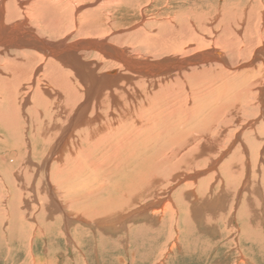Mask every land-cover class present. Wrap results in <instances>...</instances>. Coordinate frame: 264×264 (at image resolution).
I'll return each instance as SVG.
<instances>
[{
    "label": "bare ground",
    "instance_id": "1",
    "mask_svg": "<svg viewBox=\"0 0 264 264\" xmlns=\"http://www.w3.org/2000/svg\"><path fill=\"white\" fill-rule=\"evenodd\" d=\"M79 1L0 0V246L31 248L32 233L56 232L70 263L87 264L84 242L114 243L119 233L123 244L168 217L165 257L178 235L218 230L221 216L226 242L255 244L256 220L264 227V9L218 18L213 7L209 21L187 5L164 18L141 9L121 29L107 8L124 0L84 12ZM25 228L36 232L23 237Z\"/></svg>",
    "mask_w": 264,
    "mask_h": 264
},
{
    "label": "rangeland",
    "instance_id": "2",
    "mask_svg": "<svg viewBox=\"0 0 264 264\" xmlns=\"http://www.w3.org/2000/svg\"><path fill=\"white\" fill-rule=\"evenodd\" d=\"M95 1L97 2L98 0H83L81 2L80 1L76 2L75 4H77V6L81 5V7H80L81 9L79 10V12H84L85 11L84 9L88 10L89 8H91V6L95 4ZM185 1H187V2H184V0H133V1L132 0H126V1L124 0V1L120 2L119 4L112 5L110 9L107 8L108 10H110V16L109 15H107L106 17L103 16V18L105 20L110 19V21L113 23L112 27L122 29L123 27L126 28L128 25L129 26L132 25L133 22L136 21L135 20L136 15H138V13L141 11V9L145 10L146 15H148V18H151V17L158 18V16H159V18L160 17L164 18V16H166L167 13H169V12H170L169 14H173L175 12V10L183 11V9L185 7L187 8V6L188 7L192 6V8H191L192 11H189V12L190 13H193V12L197 13L198 12L197 15H199V13L201 11L200 9H202V13L205 15H203V14H201V15L203 16V18L206 19V21H209L211 19L210 17H213V14L216 13L215 12L216 10H220V12H221V13H219L220 15L216 14V16H218V18H219V17H221V14L223 12H225V11L228 12L229 10H232V9L243 8L244 10H247L248 8H250L253 5L255 13L257 12V13H259V15H260V13H263L261 11L264 9V0H224V1L223 0H185ZM216 4H218V6H216ZM201 5L203 6V8ZM193 6L194 7L196 6V7L193 8ZM123 7H124V9H123ZM213 7H215V8L217 7V9L211 10ZM70 9H71V7H70ZM126 13H128V14H126ZM196 13H195V18H193V19H194V22L196 24L198 23V25H199L202 20L200 19V17L198 18ZM111 15H113V16H111ZM108 16H109V19H108ZM262 16L264 17V13L262 14ZM98 18H100V17L98 16ZM100 19L98 21L103 20V19H101V20ZM118 25H119V27H117ZM72 36H74V34ZM112 39H114V38H112ZM116 40L121 41V42H126L128 44L131 43V41H129L125 35H122L121 37H119V39L116 38ZM1 160H2V158L0 159V161ZM134 164H136V163H134ZM103 167L106 168L105 170H106L107 174H108V172L112 171V169L114 168L112 166H107V167L103 166ZM118 168H120V167H118ZM197 168H199V167H197ZM216 168H217L218 172L220 171L219 176L224 177L225 176L224 175L225 167L219 166ZM210 171L213 174L214 171L213 170H210ZM189 172H192V171H189ZM164 173H166V172H164ZM120 174H122V172ZM212 174H210V175H212ZM205 178H208V177H205ZM118 179H121V178L118 177V178H112L109 180L112 181V180H118ZM112 186L114 188L117 187V185H112ZM159 187H164V185L163 184L159 185ZM141 194H144V193H141ZM238 199L239 198L237 196L236 201ZM143 202H145V201H143ZM229 204H231V202ZM227 210L225 212H227ZM209 217L211 218V215ZM222 217L223 216H221L220 218L216 217L218 220L214 221L215 227L218 228V230L216 229L218 232L214 228H212L211 226H209V228H207L210 232L209 231L208 232L207 231H201L199 229H203V228L197 227V225H196V226H193L190 228H191V230L193 229L194 231L195 230H198V231H195V232L193 231L190 233V230H189V232L183 233V236L181 234L178 235V238L180 239V241H183L182 243H180L181 248L175 247L174 250L172 249V251H170V252L168 250L167 252H165V257H163V255H161V253H162L161 250L165 249V246H166L165 243H166V241H168L170 239V236H168V235H170V232H171L170 231V225L168 223L169 221L167 219L168 217H165V220L167 219L166 221L165 220L161 221L163 225L161 224V222L159 223L158 219L156 220L158 222H156L155 219L153 220V222H151L153 226L150 223H148L149 225L148 224H146V226L144 225L143 229H141V233L139 232L140 234L137 232L132 234L130 232L128 235L126 233V242H124L125 244L124 243L122 244L121 241H116L115 235H117L119 233H117V234L115 233L112 235L115 237V239L113 237L114 243L113 242L110 243L109 241H105V239H99L98 241H95V242H92V241L87 242L86 241V243L84 242L81 251L84 252V254L89 253L88 254L89 259L87 257V262H86L87 264H118L119 262L116 258H120V257L124 258V260L122 259V264L124 262H126L125 264H264V234H263L264 227L263 226L261 227L259 222H257V220H256L257 229L259 232L258 236H257L258 238H257L256 243L253 245H250V243L248 241H246V242H244V244L241 243L240 250H238L235 248L236 247L235 245H232L229 242H226L229 239H231V237H230V233L228 232V225L224 219L225 217H223V218ZM143 218L138 219L134 223H137V222L142 223L141 220H143ZM212 220H210V221H212ZM242 222H245V221H242ZM46 223L47 222H45V221L44 222L41 221L39 224H37V226H40L41 229L43 230V228L46 226ZM178 226H179L178 229H180V230H184V228H185L183 223L178 224ZM33 230H26V228H25L23 230V232H20V234L23 237L24 236L28 237L27 235L31 231H33L34 233L36 232V228ZM260 232H262V233H260ZM55 233H54L55 236L50 235V234H53L51 231L46 232V233H42V234H38L36 236H34L32 233L31 234V240L33 238V244L34 243L35 244L32 245L31 248L33 247L34 249L26 248L25 247L26 245L22 244V245H24L23 248L21 245H19V247H18L19 249L17 248V249L8 250V247H10V245H9V242L7 241L6 244H8V245L2 244L3 246L2 245L0 246V257H1L0 258V264H32V262L34 264H74V263H70L71 261L74 260V258L72 257L73 256L72 248L71 247L69 248V246H66V244H64L62 237H60L59 235H57ZM4 234L2 233L1 237H6V236L8 237L7 233H4ZM156 234H158V235H157V241H155V242H158V247H157V244L154 243V236H156ZM222 234L224 237L222 236ZM7 237H6V239H7ZM196 237H197V239H196ZM205 239L207 240V242ZM2 241H4V240H2ZM168 242H169L168 244H170L171 241L169 240ZM206 243L209 244V247H208V244H206ZM103 244H104V248H103ZM126 244H128V245H126ZM215 244H217V245H215ZM114 246H116V247H114ZM203 246H205V247H203ZM217 246H219V247H217ZM95 247H97L96 251L94 250ZM169 247H167V248H169ZM197 247H199V248H197ZM205 249H207L208 251H206ZM12 252L14 253L13 257L10 256V255H13ZM61 253H64L65 257H62ZM96 254H99V256L97 257ZM81 255H80V257L83 258V256H84V259L86 260L85 255H82V256ZM97 258H99L101 260L99 262H97V260H96ZM153 258H154V260H153ZM2 259H3V261H1ZM67 260L69 262H67ZM132 260H133V262H132ZM78 261L79 262H77L76 264H85V262H82V260L80 258Z\"/></svg>",
    "mask_w": 264,
    "mask_h": 264
}]
</instances>
